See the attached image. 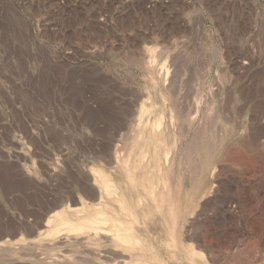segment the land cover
<instances>
[{
    "label": "rangeland",
    "instance_id": "obj_1",
    "mask_svg": "<svg viewBox=\"0 0 264 264\" xmlns=\"http://www.w3.org/2000/svg\"><path fill=\"white\" fill-rule=\"evenodd\" d=\"M142 102L172 146L178 252L264 264V0H0V264H43L36 228L129 151Z\"/></svg>",
    "mask_w": 264,
    "mask_h": 264
},
{
    "label": "bare ground",
    "instance_id": "obj_2",
    "mask_svg": "<svg viewBox=\"0 0 264 264\" xmlns=\"http://www.w3.org/2000/svg\"><path fill=\"white\" fill-rule=\"evenodd\" d=\"M155 72L165 84L167 70L160 67ZM145 110L142 102L129 151L116 153L108 163L110 171L93 166L92 188L80 189L71 204L54 210L36 228L46 254L43 264H178V257L184 264H198V252L183 248L190 259L178 252V179L169 181L163 165L172 146L158 153L168 135L161 126L162 116L144 119ZM215 149V145L203 146L190 159L189 203L206 192L208 163ZM8 246L6 240L0 242V248Z\"/></svg>",
    "mask_w": 264,
    "mask_h": 264
}]
</instances>
